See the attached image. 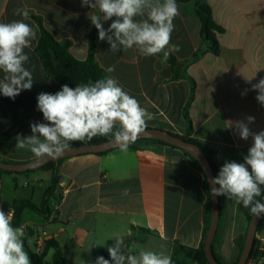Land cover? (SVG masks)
<instances>
[{
	"label": "crops",
	"instance_id": "crops-1",
	"mask_svg": "<svg viewBox=\"0 0 264 264\" xmlns=\"http://www.w3.org/2000/svg\"><path fill=\"white\" fill-rule=\"evenodd\" d=\"M176 2L180 14L174 19L170 43L178 44L180 51L162 62V53L139 57L135 48L115 54L109 51L110 45L99 40L89 19L93 10L82 7L81 0H0V22L22 19L15 10L26 8V22L38 28L32 47L24 50L29 56L25 67L33 70L35 66L33 87L14 100L0 93V133L19 127V135H31L30 123L46 122L37 109V95L61 90L63 84L47 74L36 54L42 31L67 43L70 53L79 60L87 59L89 36L93 33L97 63L105 71L114 65L115 71L106 73L153 114L147 128L186 135L188 112L190 137L215 152L219 169L225 161L243 163L252 138L242 140L228 124L239 120L247 123L246 117L253 116L251 131L264 130V106L256 100L257 92L251 90L264 78V0H208L213 20L223 30L218 34L220 50L218 54L203 51L198 58L195 55L205 49L195 0ZM102 23L107 29L112 20ZM245 89L247 94L241 95ZM17 135L0 145V161L26 163L36 159L28 150L15 148ZM28 174L26 180L32 176L38 186L25 183L20 188L18 178L24 174L0 173V207L17 200L41 205L53 174ZM59 177L55 197L50 201V217L44 219L29 210L22 215L26 234L28 229L33 231L28 246L35 252L43 248L38 247V237L57 241L72 264H91L93 247L105 246L117 236L126 240V255L144 248L173 258L177 245L193 249L200 246L209 196L204 175L180 148L150 143L130 147L127 152L116 148L104 155L73 156L60 164ZM125 188L130 189L127 196L122 195ZM251 217L248 209L225 198L215 243V253L225 264L238 259L237 240L247 233ZM259 235L264 247V219ZM54 253V249L47 252L44 264H63L57 253L58 259H50ZM258 264H264V257Z\"/></svg>",
	"mask_w": 264,
	"mask_h": 264
},
{
	"label": "clouds",
	"instance_id": "clouds-1",
	"mask_svg": "<svg viewBox=\"0 0 264 264\" xmlns=\"http://www.w3.org/2000/svg\"><path fill=\"white\" fill-rule=\"evenodd\" d=\"M81 6L93 10L89 19L98 38L106 40L114 54L135 48L139 57L162 53V62H166L173 52L180 51L178 44L170 43L174 19L180 14L176 0H81ZM15 15L22 19L0 22V93L13 100L33 87L35 66L33 70L25 67L29 56L24 50L32 47L38 31L26 22V8H17ZM109 20L112 23L105 29L102 21ZM114 71V65L106 69L109 74ZM251 90L257 92L256 100L264 106V78ZM37 109L46 122L30 123L31 135L18 134L15 148L44 159L62 157L72 150L74 142L88 143L94 137H109L120 151L127 152L147 128V121L154 118L112 75L75 88L65 84L55 93L41 92L37 95ZM246 120L247 123L239 120L228 124L242 140L252 138L244 162L225 161L209 183L213 197L234 200L251 216L260 218L264 216V130L252 132L249 124L255 117L247 116ZM129 194L130 189L122 190V195ZM26 235L25 227L13 226L11 212L0 207V264H32L24 247ZM124 245V237L117 236L107 247L110 259L99 256L93 264H173L172 256L165 252L141 248L136 254L126 255Z\"/></svg>",
	"mask_w": 264,
	"mask_h": 264
},
{
	"label": "trees",
	"instance_id": "trees-1",
	"mask_svg": "<svg viewBox=\"0 0 264 264\" xmlns=\"http://www.w3.org/2000/svg\"><path fill=\"white\" fill-rule=\"evenodd\" d=\"M178 1H188V0H178ZM195 10L198 17L202 23V39L204 43V49L199 51L195 55V58L201 56L204 52H211L213 54H218L220 50L218 34L222 33L223 30L219 26H217L212 17L211 7L208 3V0H195ZM97 47V39L95 35L92 33L89 36V55L86 60H79L75 58L69 51V45L65 42L57 41L49 32L43 30L41 33V37L39 43L37 45L36 54L41 60V63L47 72V74L52 77L54 80L60 82L61 84H67L71 88H75L77 84L87 83L89 81H96L98 79L103 78L104 76L108 75L104 69L97 63L95 59V51ZM171 63L175 65V61L170 59ZM187 121L189 122V129L186 135L180 136L183 140L197 145L201 151L207 157L212 169L214 170L215 176L218 175L219 168L215 159V152L206 148L200 141L191 138L190 135L192 133V124L188 117V112L185 114ZM20 128L15 127L5 133H0V145L7 144L11 141L19 132ZM176 135V134H173ZM179 136V135H177ZM109 137H94L92 141L88 143L83 142H74L72 147L82 146V145H93V144H100L106 141H109ZM150 143H157L159 145H168L166 143L157 141V140H150V139H141L135 141V143L131 144L130 147L137 148V147H145L148 146ZM172 146V145H171ZM175 147V146H173ZM110 152V151H109ZM107 152L97 153L95 155H104ZM185 155L189 159L190 164L200 171L205 177V190L209 196L205 213H204V222L205 228L203 233V238L200 243V246L197 249L188 248L182 245H177L176 251L173 255L172 261L173 264H178L177 262V255L182 253L185 255L186 259L194 264H209L205 252H204V244L206 239V233L210 226L211 222V204H210V189L208 185L207 178L203 172L201 165L196 161L193 157L189 156L188 153L184 151ZM66 159L59 160L57 162H50L45 166L33 170L27 171L25 173H19L17 175L28 174L35 171H50L53 174L52 177V184L51 186L44 192L43 199L40 206L35 205L30 200H17L13 202L11 205L3 204L2 208L7 212L9 210H13V219L12 223L13 226H21L22 225V215L25 210H29L44 219H48L51 215L50 209V201L55 197V193L57 191L59 185V166L60 164ZM14 163V162H11ZM0 173H8L13 174L12 172L0 170ZM218 187V186H217ZM219 197V206L220 211L222 212L225 208V197ZM252 218V217H251ZM264 217L262 218L260 225L258 227L257 233H260L261 224L263 222ZM33 235V231L28 229L27 235L24 239V247L25 250L29 253L32 264H44V259L47 255V252L50 249H54L62 260L63 264H72L63 254L62 248L59 243L55 240H47L45 241L43 248L41 251H33L28 246V240ZM218 238V233H216L214 241H213V254L217 259L219 264H225L222 259L215 253V243ZM246 234L240 236L237 240L240 255L238 259L232 263L237 264L243 248L245 244ZM114 240H109L105 246H94L92 249V257H91V264L95 261V259L99 256H103L105 259H110L109 253L107 251V247L111 246ZM264 257V247L262 245L261 239H256L250 258L247 264H250V260L252 259H261Z\"/></svg>",
	"mask_w": 264,
	"mask_h": 264
},
{
	"label": "water",
	"instance_id": "water-1",
	"mask_svg": "<svg viewBox=\"0 0 264 264\" xmlns=\"http://www.w3.org/2000/svg\"><path fill=\"white\" fill-rule=\"evenodd\" d=\"M141 139L157 140L168 145L180 148L186 153H188L189 156L193 157L196 161H198V163L201 165L208 181L211 204V222L206 233L204 252L209 264H219L213 254V241L217 233L221 211L219 206V197H213L211 195L212 185L209 183V178L215 177V174L207 157L197 145L189 143L183 140L180 136L173 135L172 133L161 129L146 128L145 131L141 133L137 138V140ZM116 148L118 147L111 143L110 140L100 144L76 146L72 147L71 151H66L62 157L56 159L36 158L26 163H8L0 161V170L12 172L14 175H17L19 173H25L27 171L39 169L50 162H57L59 160L68 159L73 156H78L82 154H97L109 152ZM263 217L264 216L256 218L252 216L246 233L244 248L237 264H247L254 243L256 239L260 238V235L257 233V231Z\"/></svg>",
	"mask_w": 264,
	"mask_h": 264
},
{
	"label": "rangeland",
	"instance_id": "rangeland-1",
	"mask_svg": "<svg viewBox=\"0 0 264 264\" xmlns=\"http://www.w3.org/2000/svg\"><path fill=\"white\" fill-rule=\"evenodd\" d=\"M25 176H20L19 178H18V180H19V185H20V188H23L24 186H25V183H30L31 184V187H36V186H38L39 185V183H34L33 182V178H32V176H29V178L26 180V176H28L29 174H24ZM24 191H26V190H24ZM39 198L37 197V199H36V203H38L39 201ZM25 220H26V217H25ZM128 242V241H127ZM125 243H126V240H125ZM123 251L125 252V250H124V248H123ZM54 255V256H53ZM52 256H50V259H51V257H54V259H58V257L56 256V253H54ZM177 262H178V264H194V263H191V262H189L187 259H186V257H185V255H183L182 253H179L178 255H177Z\"/></svg>",
	"mask_w": 264,
	"mask_h": 264
},
{
	"label": "built area",
	"instance_id": "built-area-1",
	"mask_svg": "<svg viewBox=\"0 0 264 264\" xmlns=\"http://www.w3.org/2000/svg\"><path fill=\"white\" fill-rule=\"evenodd\" d=\"M7 212H11L12 219H13L14 211L13 210H9ZM44 243H45V241L41 237H38V247L41 248L44 245ZM250 264H258V260L257 259H252V260H250Z\"/></svg>",
	"mask_w": 264,
	"mask_h": 264
}]
</instances>
